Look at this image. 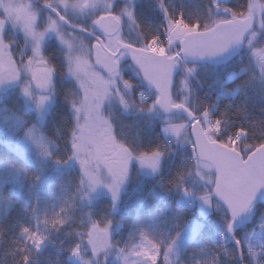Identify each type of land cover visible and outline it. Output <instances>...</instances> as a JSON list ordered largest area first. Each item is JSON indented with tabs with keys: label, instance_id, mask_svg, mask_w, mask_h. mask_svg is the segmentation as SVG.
Masks as SVG:
<instances>
[{
	"label": "snow or ice",
	"instance_id": "snow-or-ice-1",
	"mask_svg": "<svg viewBox=\"0 0 264 264\" xmlns=\"http://www.w3.org/2000/svg\"><path fill=\"white\" fill-rule=\"evenodd\" d=\"M0 126V264H264V0H0Z\"/></svg>",
	"mask_w": 264,
	"mask_h": 264
},
{
	"label": "trees",
	"instance_id": "trees-1",
	"mask_svg": "<svg viewBox=\"0 0 264 264\" xmlns=\"http://www.w3.org/2000/svg\"><path fill=\"white\" fill-rule=\"evenodd\" d=\"M13 147L14 145H9L7 143V140L0 138V154L10 153ZM139 194L140 193L137 185L131 184L129 185V188L125 194V199L135 200L139 196ZM48 195H50V193L47 191L41 193V196ZM53 239L57 240L58 242L59 239H62V237H53ZM58 256L60 259H63V256H61L60 253L57 252L55 247L49 246L42 254L39 264H58Z\"/></svg>",
	"mask_w": 264,
	"mask_h": 264
},
{
	"label": "rangeland",
	"instance_id": "rangeland-1",
	"mask_svg": "<svg viewBox=\"0 0 264 264\" xmlns=\"http://www.w3.org/2000/svg\"><path fill=\"white\" fill-rule=\"evenodd\" d=\"M0 138L7 140V136L5 134V129L3 128V126H0Z\"/></svg>",
	"mask_w": 264,
	"mask_h": 264
}]
</instances>
